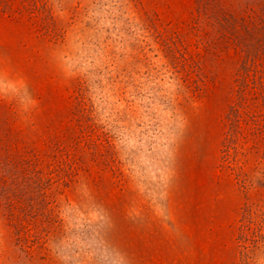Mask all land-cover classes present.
Instances as JSON below:
<instances>
[{
  "label": "rangeland",
  "instance_id": "obj_1",
  "mask_svg": "<svg viewBox=\"0 0 264 264\" xmlns=\"http://www.w3.org/2000/svg\"><path fill=\"white\" fill-rule=\"evenodd\" d=\"M243 46L264 0H0V264H264Z\"/></svg>",
  "mask_w": 264,
  "mask_h": 264
},
{
  "label": "trees",
  "instance_id": "obj_2",
  "mask_svg": "<svg viewBox=\"0 0 264 264\" xmlns=\"http://www.w3.org/2000/svg\"><path fill=\"white\" fill-rule=\"evenodd\" d=\"M235 28V25L232 24V28ZM232 35H234V37H236L237 39H239L240 37V32H233ZM245 35V33H244ZM259 51V53H257ZM244 56L243 59L239 65V70H241V75L243 76V79L241 82H239L240 85V90L244 89L245 86H248V82L245 81V78L247 79V77H250L251 75H253L257 70V58L260 56V53H262L264 51V46H262V48L257 49L255 46H243L242 49ZM242 92V91H241ZM239 99V103H235L231 106L227 118L229 119L230 123H229V129H231V132H234L235 130H237L238 128H240V124L242 122L244 123H249V122H255V118L254 115H249L247 112L243 111L241 112L240 107L243 106L242 104V96L239 95L238 96ZM248 213H251L250 210L247 209ZM248 227L246 226V229Z\"/></svg>",
  "mask_w": 264,
  "mask_h": 264
}]
</instances>
